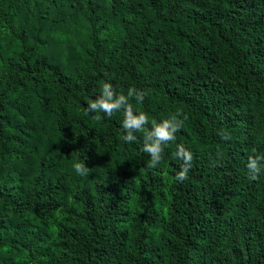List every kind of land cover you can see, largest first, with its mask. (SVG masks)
Returning <instances> with one entry per match:
<instances>
[{
    "label": "trees",
    "instance_id": "16d2710c",
    "mask_svg": "<svg viewBox=\"0 0 264 264\" xmlns=\"http://www.w3.org/2000/svg\"><path fill=\"white\" fill-rule=\"evenodd\" d=\"M104 83L143 94L125 101L148 117L132 142L123 109L87 111ZM169 119L151 168L144 142ZM254 155L264 0H0V264H264Z\"/></svg>",
    "mask_w": 264,
    "mask_h": 264
},
{
    "label": "clouds",
    "instance_id": "9594fccd",
    "mask_svg": "<svg viewBox=\"0 0 264 264\" xmlns=\"http://www.w3.org/2000/svg\"><path fill=\"white\" fill-rule=\"evenodd\" d=\"M103 98L91 102L87 111L89 112H103L107 116L111 117L116 111H124L125 118L122 122V128L126 132L123 136L125 142H132L136 138L132 136L130 129H136L141 131L143 126L148 123V117L146 114L136 118L132 115V107L125 101L129 97H135L139 101H142L143 94L137 92L135 89H129L128 97L120 95L118 100L113 101V86L110 83H104L102 90ZM99 119V117H96ZM176 121L174 119L164 120L162 123L153 124V131L148 133V139L152 141L151 144L144 142L143 151L150 154V161L148 166L155 168L163 159V145H167L169 142L175 140V134L180 130L182 123L176 122L170 125L169 121ZM177 159L181 160L180 170L177 173L175 179L177 181H184L188 178V173L192 167L193 155L192 152L187 150L183 145H177V152L175 153ZM249 170V178L257 180L259 175L264 172V155L249 156L248 163L246 165ZM75 171L80 175H86L90 170L84 167V163L74 164Z\"/></svg>",
    "mask_w": 264,
    "mask_h": 264
}]
</instances>
